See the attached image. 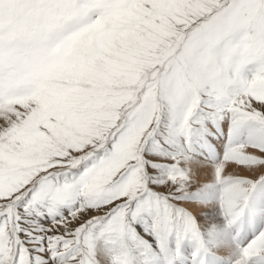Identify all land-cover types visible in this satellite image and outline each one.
I'll return each mask as SVG.
<instances>
[{"label":"snow or ice","instance_id":"snow-or-ice-1","mask_svg":"<svg viewBox=\"0 0 264 264\" xmlns=\"http://www.w3.org/2000/svg\"><path fill=\"white\" fill-rule=\"evenodd\" d=\"M0 264H264V0H0Z\"/></svg>","mask_w":264,"mask_h":264},{"label":"bare ground","instance_id":"bare-ground-1","mask_svg":"<svg viewBox=\"0 0 264 264\" xmlns=\"http://www.w3.org/2000/svg\"><path fill=\"white\" fill-rule=\"evenodd\" d=\"M196 209H194V211H195Z\"/></svg>","mask_w":264,"mask_h":264}]
</instances>
